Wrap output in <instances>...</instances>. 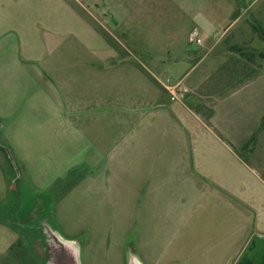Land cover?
Returning a JSON list of instances; mask_svg holds the SVG:
<instances>
[{
  "label": "rangeland",
  "instance_id": "obj_1",
  "mask_svg": "<svg viewBox=\"0 0 264 264\" xmlns=\"http://www.w3.org/2000/svg\"><path fill=\"white\" fill-rule=\"evenodd\" d=\"M219 5L242 19L222 22L218 45L191 43L194 17ZM262 32L264 0H0V252L22 241L0 264H54L62 250L76 264L141 263L135 233L124 235L126 220L140 210L123 191L139 180L113 170L95 143L102 136L75 121L76 108L95 102L90 66L142 61L148 79L174 87L192 68L178 58L204 56L193 80L217 74L226 48L228 61L240 62L235 79L264 75ZM253 146V164L264 173V128Z\"/></svg>",
  "mask_w": 264,
  "mask_h": 264
},
{
  "label": "crops",
  "instance_id": "obj_2",
  "mask_svg": "<svg viewBox=\"0 0 264 264\" xmlns=\"http://www.w3.org/2000/svg\"><path fill=\"white\" fill-rule=\"evenodd\" d=\"M207 14L193 20L191 35L197 34L200 45L220 44L217 28L227 18L240 21L244 13L219 5ZM223 51L227 60L221 69L232 64V55ZM191 55L175 61L192 62V68L171 91L155 76L148 79L142 61H104L101 69L92 64L88 78L95 102L76 108L75 121L102 136L95 143L114 162L113 170L139 180L123 191L131 196L129 206L140 210L126 220L124 232L135 233L138 264H264V173L253 164L255 147L243 154L264 128V75L239 85L218 73L190 80L204 60L192 61ZM120 93L134 100L114 103ZM13 241L0 255L19 240Z\"/></svg>",
  "mask_w": 264,
  "mask_h": 264
},
{
  "label": "trees",
  "instance_id": "obj_3",
  "mask_svg": "<svg viewBox=\"0 0 264 264\" xmlns=\"http://www.w3.org/2000/svg\"><path fill=\"white\" fill-rule=\"evenodd\" d=\"M245 1V0H244ZM248 7H249V4L248 3H246V4H243L242 5V9H241V11H246L247 9H248ZM257 30H259L258 28H257ZM260 31V30H259ZM262 34H264L263 32H262ZM237 52H239L241 55H243V56H245L244 55V52L242 51V50H238ZM240 62L239 61H235V63H228L226 66H224V67H222V69H220V71L218 72V74H225L227 77V79H232L233 78V80H234V83L236 84V85H239V84H242L245 80H246V78H243V79H235L236 78V76L234 77V74H236V71H238V69L236 68V66L239 64ZM249 76H251V75H249ZM249 76H247V78L249 77ZM246 77V76H245ZM196 110V109H195ZM198 110V109H197ZM199 110L200 111H202L201 110V108L199 107ZM199 110H198V112H199ZM212 114V111L210 112V115ZM264 120V119H263ZM256 139H255V137H253L248 143H247V145L244 147V150H243V152H245V151H247L250 147H254L253 146V144H254V142H256L255 141ZM22 246V241L21 240H19L16 244H14V246H12V248L10 249V252H14V250H17V248H20Z\"/></svg>",
  "mask_w": 264,
  "mask_h": 264
},
{
  "label": "water",
  "instance_id": "obj_4",
  "mask_svg": "<svg viewBox=\"0 0 264 264\" xmlns=\"http://www.w3.org/2000/svg\"><path fill=\"white\" fill-rule=\"evenodd\" d=\"M54 264H76L74 258L70 255H67L66 250H62L61 254L55 257Z\"/></svg>",
  "mask_w": 264,
  "mask_h": 264
},
{
  "label": "built area",
  "instance_id": "obj_5",
  "mask_svg": "<svg viewBox=\"0 0 264 264\" xmlns=\"http://www.w3.org/2000/svg\"><path fill=\"white\" fill-rule=\"evenodd\" d=\"M196 41V43H200L201 41L200 40H197V34L196 33H193L191 35V39H190V42L191 43H194ZM169 91H171L172 89H175V88H172L171 86H168V85H164ZM177 98L176 94L173 93V97H172V100L175 101Z\"/></svg>",
  "mask_w": 264,
  "mask_h": 264
}]
</instances>
